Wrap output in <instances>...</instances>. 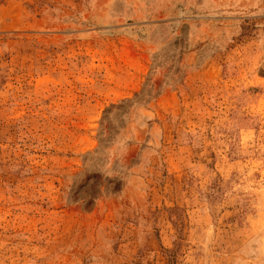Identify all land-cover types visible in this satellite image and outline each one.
Returning a JSON list of instances; mask_svg holds the SVG:
<instances>
[{
	"label": "rangeland",
	"instance_id": "rangeland-1",
	"mask_svg": "<svg viewBox=\"0 0 264 264\" xmlns=\"http://www.w3.org/2000/svg\"><path fill=\"white\" fill-rule=\"evenodd\" d=\"M0 264H264V0H0Z\"/></svg>",
	"mask_w": 264,
	"mask_h": 264
}]
</instances>
